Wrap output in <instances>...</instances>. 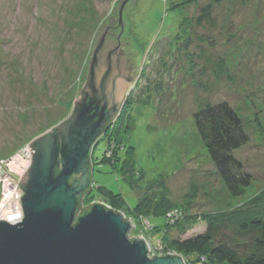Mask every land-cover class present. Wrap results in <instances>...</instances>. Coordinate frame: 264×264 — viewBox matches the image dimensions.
I'll use <instances>...</instances> for the list:
<instances>
[{
  "label": "rangeland",
  "instance_id": "374dc122",
  "mask_svg": "<svg viewBox=\"0 0 264 264\" xmlns=\"http://www.w3.org/2000/svg\"><path fill=\"white\" fill-rule=\"evenodd\" d=\"M119 2L0 0V159L9 163L70 115ZM129 4L123 32L138 70L91 148V189L81 205H117L133 223L128 237L141 236L153 253L162 218L180 207L196 219L184 239L204 232L203 214L264 204V0ZM218 102L234 109L249 136L233 153L252 177L240 197L216 173L193 121L194 112Z\"/></svg>",
  "mask_w": 264,
  "mask_h": 264
},
{
  "label": "water",
  "instance_id": "95a60500",
  "mask_svg": "<svg viewBox=\"0 0 264 264\" xmlns=\"http://www.w3.org/2000/svg\"><path fill=\"white\" fill-rule=\"evenodd\" d=\"M126 6L129 0H120L119 15L98 35L70 115L28 143L30 164L18 182L23 217L0 220V264H186L175 253L149 257L146 240L128 237L132 221L103 202L91 201L83 206L94 202L85 214L76 215L79 198L91 189V148L138 70L130 36L123 32ZM110 31L119 43L103 41ZM89 98L93 102L86 105Z\"/></svg>",
  "mask_w": 264,
  "mask_h": 264
},
{
  "label": "trees",
  "instance_id": "16d2710c",
  "mask_svg": "<svg viewBox=\"0 0 264 264\" xmlns=\"http://www.w3.org/2000/svg\"><path fill=\"white\" fill-rule=\"evenodd\" d=\"M114 37L113 35V39ZM129 61L130 66L134 68L133 56H129ZM89 101L93 102V99H87L86 105H89ZM109 120L106 128L112 122ZM193 121L216 173L231 195L240 197L243 190L250 185L252 177L243 170L242 163L233 154L249 141V136L243 129L237 113L228 103L218 102L194 112ZM127 162L128 158H125L123 165ZM59 171L56 166L54 174L57 175ZM77 177V175L72 176L69 183L71 184ZM163 181L164 179L158 184L161 185ZM85 195L83 194L82 197ZM81 200L82 198H79L76 209L78 217L85 214L94 203L82 207ZM113 203L114 201L111 200L112 205ZM116 206H114L116 209H112V206L109 209L119 212ZM178 209L179 215L172 211L162 218L161 246L159 250L153 252V255L158 256L161 253L162 256L167 252L179 254L186 264L191 262V256L200 259L204 264H264V204L261 209L255 210L244 209L230 214H203L201 219L205 223L204 232L184 239L182 236L191 229L196 219L187 215L181 207ZM172 230H176L178 236L171 237Z\"/></svg>",
  "mask_w": 264,
  "mask_h": 264
},
{
  "label": "built area",
  "instance_id": "2783aa9c",
  "mask_svg": "<svg viewBox=\"0 0 264 264\" xmlns=\"http://www.w3.org/2000/svg\"><path fill=\"white\" fill-rule=\"evenodd\" d=\"M14 155L15 156L12 155L13 157L9 163L7 160L4 161V159H0V189L2 192L0 197V220H4L8 223L19 222L23 217L20 200V196L23 194V189L18 184L16 178H20L23 172L20 171L18 164L26 162L29 165L30 163L31 157L29 146ZM4 167H7L8 169L4 171ZM152 254L153 253L150 250L149 257H151Z\"/></svg>",
  "mask_w": 264,
  "mask_h": 264
},
{
  "label": "flooded vegetation",
  "instance_id": "af4514ba",
  "mask_svg": "<svg viewBox=\"0 0 264 264\" xmlns=\"http://www.w3.org/2000/svg\"><path fill=\"white\" fill-rule=\"evenodd\" d=\"M113 35H115L113 32H109V34L107 35V38H104V42H109L110 44H111V42H112V40H113ZM130 81H132V79H130ZM108 120H109V118H106V122L108 123ZM106 126H107V124H106ZM106 128V127H105Z\"/></svg>",
  "mask_w": 264,
  "mask_h": 264
},
{
  "label": "bare ground",
  "instance_id": "6f19581e",
  "mask_svg": "<svg viewBox=\"0 0 264 264\" xmlns=\"http://www.w3.org/2000/svg\"><path fill=\"white\" fill-rule=\"evenodd\" d=\"M129 234V233H128Z\"/></svg>",
  "mask_w": 264,
  "mask_h": 264
}]
</instances>
